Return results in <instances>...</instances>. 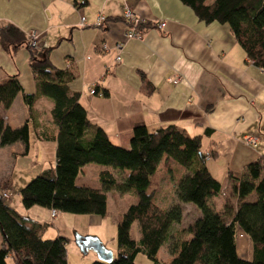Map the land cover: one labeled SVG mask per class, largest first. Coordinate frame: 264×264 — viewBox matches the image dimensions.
<instances>
[{
	"label": "crops",
	"instance_id": "0c3cea01",
	"mask_svg": "<svg viewBox=\"0 0 264 264\" xmlns=\"http://www.w3.org/2000/svg\"><path fill=\"white\" fill-rule=\"evenodd\" d=\"M77 1L0 0V28L12 24L30 42L34 40L30 32L37 36L34 47L29 42L28 46H18L12 54L0 45V84L15 77L21 86L8 107L0 104V118L11 128L19 127L26 119L28 122L25 152L18 141L0 149H8L14 158H28L32 152L34 176L55 165L56 128L49 117L51 102L43 97L35 102L36 127L27 118L21 99V92L33 93L35 89V79L28 66L29 51L40 57L47 49L50 64L73 75L67 86L78 93V102L88 120L100 126L113 144L128 147L132 128L140 124L149 132L174 124L189 136L200 135L206 167L220 183L219 192L209 202L215 210L222 211L226 202L232 201L235 209V198L230 193L233 182L227 172H240L247 163L264 157V73L246 58L226 24L199 20L179 0H82V4ZM126 8L140 22L149 23L139 29V37L125 39L127 24L112 20L113 17L124 19ZM80 16L85 17L83 25L78 23ZM98 16L107 22L97 24ZM160 22L164 23L162 27L157 26ZM116 42H122L119 53L113 47ZM103 43L106 48L101 47ZM174 76H178L176 82L170 79ZM90 87L97 89L98 94H89ZM244 136H252L256 142L244 143ZM210 152L213 156H209ZM87 166L81 167L75 183L99 187L98 172L102 167L94 170L96 177L92 179L84 171ZM2 176H7L8 184L0 185V192L10 193L4 202L17 213V208L22 207L23 217L45 223L41 236L50 239L46 232L57 219L58 211L51 217L48 208L23 207L20 200L12 198L7 164ZM220 178L225 184L221 197ZM175 179V175H170L161 181V194L168 191H164L166 185L172 187ZM108 194L115 204L123 195L129 198L127 203L133 199L129 192L107 191L106 202ZM173 198V202H178ZM246 199L254 200V192ZM165 201L172 203L169 194ZM178 203L183 208L185 202ZM186 204L193 207V217L181 227L200 215L194 205ZM90 215L94 224L100 223L101 216ZM55 228V237L62 236L59 227ZM235 249L239 257L251 258V243L242 231L237 232ZM8 257L15 264L10 254Z\"/></svg>",
	"mask_w": 264,
	"mask_h": 264
},
{
	"label": "trees",
	"instance_id": "16d2710c",
	"mask_svg": "<svg viewBox=\"0 0 264 264\" xmlns=\"http://www.w3.org/2000/svg\"><path fill=\"white\" fill-rule=\"evenodd\" d=\"M179 1L205 23L226 24L246 58L264 73V0ZM112 20L128 24L121 17ZM147 25L148 22H139L136 26L140 29ZM29 42L12 24L0 28V45L11 54ZM29 53L35 89L33 93L21 92V99L27 118L36 127L35 102L42 97L51 102L49 117L56 128L55 165L20 187L23 207L38 205L55 213L104 216L107 191L129 192L133 199L116 219L117 250L112 264H136L137 253L150 264H264V157L247 163L240 172H227L233 182L230 193L236 207L233 209L227 201L222 211H217L209 198L219 192L220 183L206 167L200 135L189 136L174 124L149 132L140 124L132 128L128 147L113 144L100 126L88 120L78 93L69 90L67 83L73 75L66 69L54 68L47 49L40 57ZM20 91L15 77L1 83L0 104L8 107ZM27 123L26 119L19 127L11 128L0 118V146L18 141L25 152ZM88 163L102 167L98 172L99 187L75 183L81 167ZM170 175L176 177L171 190L176 200L191 203L200 212L199 217L172 234L169 230L172 223L179 222L181 208L178 202L165 201L169 191L160 192L161 181ZM251 192L255 199L249 201L246 197ZM133 222L137 239L129 233ZM46 226L20 216L0 197V264H7L8 254L15 264H66L67 238H42ZM238 231L244 232L251 243L250 259L236 254ZM169 234V259L158 260L157 251L167 243Z\"/></svg>",
	"mask_w": 264,
	"mask_h": 264
},
{
	"label": "rangeland",
	"instance_id": "374dc122",
	"mask_svg": "<svg viewBox=\"0 0 264 264\" xmlns=\"http://www.w3.org/2000/svg\"><path fill=\"white\" fill-rule=\"evenodd\" d=\"M30 136H32V131L30 130ZM7 148V147H3ZM0 174L2 173L4 165H8V171L10 172V191L12 194L13 200H20L19 198V188L23 186L25 183H27L31 178L34 176L35 166L32 163L33 161V155L30 152L28 158H22L20 156H16L15 158L11 156L10 151L8 149H0ZM89 166L85 167L84 171L86 174L94 179L96 175L94 174V170L99 167V165L94 163H88ZM93 169V170H92ZM92 170V172H91ZM126 170H123L122 173L125 174ZM7 176H2L0 178L1 184L6 183L8 184L6 180ZM221 184H222V190L221 195L224 193L225 184L223 180L220 178ZM168 190L169 195L171 197V202L173 197V188L171 186L165 187L164 191ZM172 190V191H171ZM171 191V192H170ZM9 193V192H8ZM10 194V193H9ZM117 197V196H116ZM217 197V198H220ZM128 197L126 195H123L121 197H118L117 203H113L111 200L110 195H107V202H106V213L104 216H101L102 219H100L99 224H94L92 221V216L90 214H72L67 212H58V217L54 221V223H51V226H48L50 229L47 230V234L49 237L53 238L55 237L56 228L55 226L59 227L60 235L65 236L68 238V242L65 244V251H66V264H91L94 261H99L96 258V255L93 251L88 250L85 254H82L79 252L78 248L75 246L73 242V233L77 232L81 235L85 234H94L98 236L101 243L108 248L112 254H114V258L111 262H108L106 264H112L115 259V254L117 250V244H116V214L121 212L120 207L124 209L126 207V203L128 202ZM9 203V202H8ZM126 204V205H125ZM232 204V201H231ZM14 203L12 204L13 207ZM179 206L181 208V217L179 222L172 223V226L169 230V233L172 234L175 232V230L185 223H187L188 220L192 219L193 217V207H190V204H184L183 208L181 203H179ZM14 208V207H13ZM18 213L22 216H25L24 209L22 207L17 208ZM95 218V217H94ZM130 236L133 238H136L138 236V230L135 222H133L130 226L129 230ZM170 234L168 237V241L166 245L164 243L157 251V258L163 261L168 260V252H167V246L168 242H170ZM45 235V236H46ZM240 237V236H239ZM238 240L240 243H242V238H239ZM238 252H242V248L238 246ZM134 261L136 264H148V260L146 257L140 253H137ZM7 264H13L11 259L8 257L6 259Z\"/></svg>",
	"mask_w": 264,
	"mask_h": 264
},
{
	"label": "built area",
	"instance_id": "2783aa9c",
	"mask_svg": "<svg viewBox=\"0 0 264 264\" xmlns=\"http://www.w3.org/2000/svg\"><path fill=\"white\" fill-rule=\"evenodd\" d=\"M83 1L82 0H78L77 1V4H82ZM124 20L126 22H128V24L126 25V29H125V32H124V37L125 39H128L130 37H139L140 35V31L139 29L137 28V24L140 22V20L138 18H136L132 12L129 10V9H125L124 10ZM84 21H85V17L84 16H80L79 17V25H83L84 24ZM96 22L97 24H100L102 22H107V20L104 19V17L102 16H98L97 19H96ZM164 25L163 22H160V23H157V26L158 27H162ZM30 35L32 37V39H34L33 41L30 42V47H34L35 43H36V40H37V36L35 34L34 31L30 32ZM121 45H122V42H116L114 43L113 47L115 48V50L117 51V53L120 52L121 50ZM101 47L102 48H106V44L103 43L101 44ZM120 59V55L117 54L116 55V60H119ZM172 82H176L177 79H178V76H174V77H171L170 78ZM96 92L98 93V91H96L94 88H88V93L89 94H96ZM243 141L244 143H248V144H254L256 142V138L252 137V136H244L243 137ZM9 193L7 192V190H3L0 192V197L2 198L3 201H5L8 197H9ZM55 211L54 210H51L50 211V216L51 217H54L55 216Z\"/></svg>",
	"mask_w": 264,
	"mask_h": 264
},
{
	"label": "water",
	"instance_id": "95a60500",
	"mask_svg": "<svg viewBox=\"0 0 264 264\" xmlns=\"http://www.w3.org/2000/svg\"><path fill=\"white\" fill-rule=\"evenodd\" d=\"M73 242L79 252L85 254L88 250L95 253L96 258L101 262H111L113 259L112 252L106 248L94 234L81 235L77 232L73 233Z\"/></svg>",
	"mask_w": 264,
	"mask_h": 264
}]
</instances>
